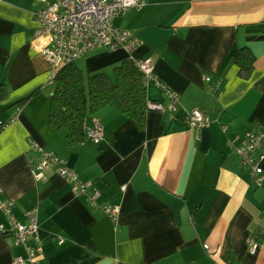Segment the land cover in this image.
Here are the masks:
<instances>
[{
  "label": "crops",
  "instance_id": "0c3cea01",
  "mask_svg": "<svg viewBox=\"0 0 264 264\" xmlns=\"http://www.w3.org/2000/svg\"><path fill=\"white\" fill-rule=\"evenodd\" d=\"M54 1L0 0V84L8 88L0 99V200L14 202L21 222L37 208L39 263L264 264V242L255 253L250 244L264 232V174L257 185L228 145L264 131V0H143L115 18L140 39L137 48L99 47L75 63L86 75H113L128 58L151 57L154 76L181 104L171 112L167 92L152 79L149 102L164 112L149 109L141 129L111 103L87 115L81 142L50 124L54 68L32 48L35 12ZM244 46L256 56L248 78L232 58ZM196 109L210 124L191 130L187 115ZM96 122L104 129L99 144L89 136ZM41 149L92 182L98 205L76 193L57 164L36 169ZM9 220L0 208V264L26 258L2 230ZM228 248L237 255L232 263Z\"/></svg>",
  "mask_w": 264,
  "mask_h": 264
},
{
  "label": "built area",
  "instance_id": "2783aa9c",
  "mask_svg": "<svg viewBox=\"0 0 264 264\" xmlns=\"http://www.w3.org/2000/svg\"><path fill=\"white\" fill-rule=\"evenodd\" d=\"M143 5V0H55L48 7L35 12L37 28L32 48L51 64L54 74L61 66L75 62L95 48H123L132 51L140 44V39L129 31L117 28L114 20ZM136 64L147 83L156 79L157 84L163 87L171 101V112L177 111L181 104L180 94L154 76L153 59L147 57L136 60ZM149 109L162 113L165 107L162 103L150 101ZM187 122L191 130L205 128L210 124L209 118L197 109L188 113ZM2 125L7 126L5 123ZM89 136L99 144L104 138L103 126L96 122L95 127L89 130ZM228 145L240 156L242 164L251 168L256 184H261L264 174V131L256 128L248 132L243 139L230 140ZM41 151L43 157L35 165L36 169L43 170L51 164H57L60 175L71 184L72 189L78 194L87 195L94 206L98 205L99 194H89L92 182L83 181L79 173L64 165L57 154L42 149ZM13 207L14 202L10 199L0 200V208L9 216L11 225L8 230L1 226L3 232H10L14 244L23 246L26 250V258L17 257L15 264H40L43 249L38 235V210H29L26 213V221L21 222L13 215ZM107 211L115 217L119 208L107 207ZM250 244L251 251L255 253L259 244L256 237L251 239Z\"/></svg>",
  "mask_w": 264,
  "mask_h": 264
},
{
  "label": "trees",
  "instance_id": "16d2710c",
  "mask_svg": "<svg viewBox=\"0 0 264 264\" xmlns=\"http://www.w3.org/2000/svg\"><path fill=\"white\" fill-rule=\"evenodd\" d=\"M232 58L239 74L248 78L254 69L256 56L249 46L233 50ZM54 91L50 97L49 122L56 131H66L71 142H81L86 136L85 122L89 113L98 112L114 103L139 128L147 124L149 111L148 83L136 60L128 58L114 67V74L96 72L85 74L75 63L61 66L54 74ZM8 88L0 84V99L7 98ZM23 99L20 103L25 102ZM264 242V232L258 234ZM236 252L228 248L225 258L234 262Z\"/></svg>",
  "mask_w": 264,
  "mask_h": 264
},
{
  "label": "rangeland",
  "instance_id": "374dc122",
  "mask_svg": "<svg viewBox=\"0 0 264 264\" xmlns=\"http://www.w3.org/2000/svg\"><path fill=\"white\" fill-rule=\"evenodd\" d=\"M64 132H66V131H64Z\"/></svg>",
  "mask_w": 264,
  "mask_h": 264
}]
</instances>
